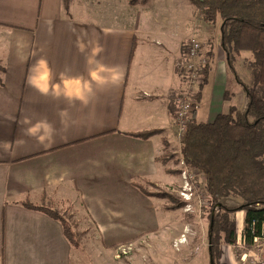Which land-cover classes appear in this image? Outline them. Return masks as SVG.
<instances>
[{
    "label": "crops",
    "instance_id": "0c3cea01",
    "mask_svg": "<svg viewBox=\"0 0 264 264\" xmlns=\"http://www.w3.org/2000/svg\"><path fill=\"white\" fill-rule=\"evenodd\" d=\"M188 15L178 0H0V264H87L85 246L96 264H111L104 252L135 264L115 251L137 249L164 221L132 183L171 186L156 159L177 136L169 105ZM211 71L197 108L211 106ZM22 202H77L93 236L74 249L58 221Z\"/></svg>",
    "mask_w": 264,
    "mask_h": 264
},
{
    "label": "trees",
    "instance_id": "16d2710c",
    "mask_svg": "<svg viewBox=\"0 0 264 264\" xmlns=\"http://www.w3.org/2000/svg\"><path fill=\"white\" fill-rule=\"evenodd\" d=\"M187 1L205 24L214 26L218 20L221 22L220 45L230 66L243 52L250 54L247 67L249 83L244 84L237 79L247 101L244 110L231 106L227 113L218 114L212 122H198L194 109L179 140V156L184 167L198 172L204 179L203 190L209 207L205 210L209 222L206 234V246L210 249L208 258H211V264H221V246L236 244L237 213H243L241 234L245 247L251 248L255 239H264V0ZM68 5L69 0H64L66 9ZM208 57L214 58L212 50ZM209 66L204 70L196 103L206 83ZM231 96L228 92L225 94L227 100ZM176 98L172 96L169 105V113L173 117ZM158 132L151 130L129 135L147 140ZM168 160L165 154L156 162L165 167L167 174L179 175L180 171L168 169ZM144 184L154 185L147 181L132 183L143 195L156 198L157 195L147 191ZM161 196H166L173 203L165 208L167 211L184 209V201H178L168 193ZM226 199L237 200L239 205L226 206ZM20 204L58 221L70 246L74 249L81 247L84 234L77 232L75 226H69L58 211L25 202ZM202 214H205L203 210Z\"/></svg>",
    "mask_w": 264,
    "mask_h": 264
},
{
    "label": "rangeland",
    "instance_id": "374dc122",
    "mask_svg": "<svg viewBox=\"0 0 264 264\" xmlns=\"http://www.w3.org/2000/svg\"><path fill=\"white\" fill-rule=\"evenodd\" d=\"M155 1L159 2L160 0ZM178 1H181L183 4L187 3L190 7V16L188 15L187 20L188 37L194 38L198 41L202 48L201 53H206L208 55V52L212 50L215 53V56H217V59L215 60L208 57L212 71L209 75V82L205 86V96L206 94L209 96L211 93V97H209L211 98V106H208V103L203 102L197 108L198 102L196 103L195 101V106L197 108L196 119L198 121L203 120L206 122L210 120L208 122H212L218 114L227 113L231 106L243 110L244 107H246L247 101L238 80L244 84L249 83V71L247 67L250 54L243 52L230 66L224 57L220 45L221 22L218 20L214 26L207 25L198 16L187 0ZM100 7L102 8V5ZM184 59L185 54L180 56L174 63V68L179 81L181 73H179V70L177 69V64ZM227 92L232 94L230 100L225 98ZM198 93L199 87L195 90V95ZM177 101L178 98H176V104ZM203 101H205V97ZM179 140L180 138H178V136H176L175 139L169 140L172 145H170L171 147L167 146L165 153L163 154L168 155V169L180 171L179 175L173 174L170 179L172 181V183H170L171 186L164 185L158 188L155 185L147 186L144 184L147 191L153 192L157 195L155 199L158 204V216L160 217V220L164 219V221L156 234L151 236V238L145 237L146 242H143L137 247V249L133 248L132 254L134 255V258H132V262L135 264H211L208 258L209 248H205V245L207 244V224L209 223L206 211L209 207L206 203L203 190L204 179L198 172L188 170L184 167L179 156ZM165 193L172 195L173 198L178 201H184L186 203L184 209L173 211V213H166L164 209L167 206H172L173 203H171L166 196H161L165 195ZM224 204L229 207H236L239 205V201L226 199L224 200ZM43 206L58 211V214L68 223L69 226H75L77 232L87 235L88 239L92 238V233L94 231L91 229H85L86 218L85 215L82 214V209L77 202L74 204L60 203L54 207H50L44 203ZM202 210L205 214H202ZM200 217L203 218L204 221H200ZM184 218L186 219L185 221ZM235 218L237 223V235H241L243 229V213H237ZM237 242L238 241L236 240L234 246H221V264H252L248 258H244L246 255H256L254 258H260V255H264V241H257L251 248H242L243 245H237ZM148 243L150 245H148ZM180 243H183V246L185 245L186 253L189 257L185 263L181 261V257L185 255V252H183V246H181ZM95 248L96 247L90 248L85 246L86 253L83 259H86L85 261L90 260L87 264H96V261L93 258L94 254H96ZM138 248L139 251L137 252ZM81 250L83 249L81 248ZM104 258H108L111 264H115L112 257H109L107 252H104ZM200 258H202V262H200ZM122 264H128V261H124Z\"/></svg>",
    "mask_w": 264,
    "mask_h": 264
},
{
    "label": "built area",
    "instance_id": "2783aa9c",
    "mask_svg": "<svg viewBox=\"0 0 264 264\" xmlns=\"http://www.w3.org/2000/svg\"><path fill=\"white\" fill-rule=\"evenodd\" d=\"M201 49L198 41L191 38L184 52L185 59L177 64V69L179 73H181L180 81L182 87L177 95L178 101L174 113V123L176 125L178 138H180L187 129L190 113L194 109L196 110L195 90L202 84L204 70L210 62L208 55L206 53H201ZM237 241V245L242 244V248L245 247L242 234L237 235ZM257 241H264V239L254 240L255 243ZM133 248L132 245L117 248L115 251V258L121 259V257H128L131 255ZM255 256L256 255H246L244 258H248L252 264H264V255H260V258H254Z\"/></svg>",
    "mask_w": 264,
    "mask_h": 264
},
{
    "label": "water",
    "instance_id": "95a60500",
    "mask_svg": "<svg viewBox=\"0 0 264 264\" xmlns=\"http://www.w3.org/2000/svg\"><path fill=\"white\" fill-rule=\"evenodd\" d=\"M209 251H210V249H208ZM210 261H211V263H212V260H211V258H210Z\"/></svg>",
    "mask_w": 264,
    "mask_h": 264
},
{
    "label": "clouds",
    "instance_id": "9594fccd",
    "mask_svg": "<svg viewBox=\"0 0 264 264\" xmlns=\"http://www.w3.org/2000/svg\"><path fill=\"white\" fill-rule=\"evenodd\" d=\"M34 131H35V129H34Z\"/></svg>",
    "mask_w": 264,
    "mask_h": 264
}]
</instances>
